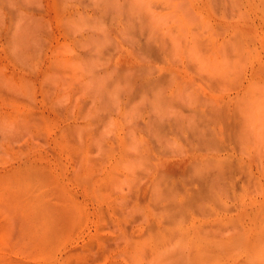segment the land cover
I'll use <instances>...</instances> for the list:
<instances>
[{
    "label": "rangeland",
    "instance_id": "374dc122",
    "mask_svg": "<svg viewBox=\"0 0 264 264\" xmlns=\"http://www.w3.org/2000/svg\"><path fill=\"white\" fill-rule=\"evenodd\" d=\"M262 227L264 0H0V264H264Z\"/></svg>",
    "mask_w": 264,
    "mask_h": 264
},
{
    "label": "bare ground",
    "instance_id": "6f19581e",
    "mask_svg": "<svg viewBox=\"0 0 264 264\" xmlns=\"http://www.w3.org/2000/svg\"><path fill=\"white\" fill-rule=\"evenodd\" d=\"M155 99V98H154ZM157 101V99H155ZM30 199V198H29ZM24 196H16V204H21L24 210V213L27 215L28 218V225L26 227V232L24 234V240L27 239L28 243H34L37 239L38 231H41L48 226V220L45 219L43 216L45 214L43 209V203L37 199L32 198L29 200ZM41 209L44 215L41 213ZM48 218V217H47ZM259 223V222H258ZM264 231V227L261 228L260 232ZM251 242V240H248ZM252 244L247 245L248 249H250V255L252 258L260 259L264 257V238L259 235L257 239H254ZM232 246V250L236 248V244L234 241L228 242ZM160 254V252H159Z\"/></svg>",
    "mask_w": 264,
    "mask_h": 264
}]
</instances>
